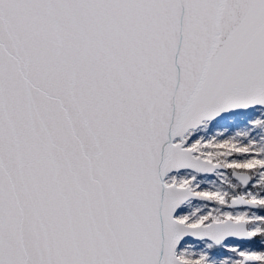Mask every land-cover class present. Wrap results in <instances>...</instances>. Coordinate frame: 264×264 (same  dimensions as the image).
I'll return each instance as SVG.
<instances>
[{
    "label": "water",
    "instance_id": "water-1",
    "mask_svg": "<svg viewBox=\"0 0 264 264\" xmlns=\"http://www.w3.org/2000/svg\"><path fill=\"white\" fill-rule=\"evenodd\" d=\"M255 108L264 0H0V264H184L186 243L247 244L243 221H178L210 200L165 180L224 171L183 138Z\"/></svg>",
    "mask_w": 264,
    "mask_h": 264
},
{
    "label": "rangeland",
    "instance_id": "rangeland-1",
    "mask_svg": "<svg viewBox=\"0 0 264 264\" xmlns=\"http://www.w3.org/2000/svg\"><path fill=\"white\" fill-rule=\"evenodd\" d=\"M227 139L229 141L236 139L240 144L252 139L261 153L260 158L264 161V108H255L245 114L231 115L213 122H204L197 130L186 134L184 137L185 147L193 151L194 157L213 164H220L224 171H215L211 175L181 171L168 176L167 185L174 184L178 187H187L192 193L210 200V202L200 200L187 202L180 208L175 218L178 220L179 217L180 220L178 221L190 226L223 222L227 219L234 222L243 221L252 239L247 244L231 242L219 246H214L205 241L186 243L182 250L178 249L177 251L178 259L184 264H241L244 258L252 260V262L245 264H264V229L259 227L257 218H249V214H244L238 219L230 216L235 214L236 210L241 212L246 210L251 213L256 209L261 210L264 205L257 206L256 203L240 196V191L246 192V188L253 183L255 170L230 166L229 159L225 157V152L212 147L213 145L224 144ZM233 171L247 174L248 183L242 185L233 179ZM179 175H184V177H188L199 184L207 185L209 191L202 193L199 189L191 190V183L179 180ZM212 190L217 191L215 197L210 194ZM247 194L252 195L253 193L247 191ZM237 197H241L254 207H230L229 201ZM204 212L208 213L207 216H201ZM219 213H225L227 216L222 217Z\"/></svg>",
    "mask_w": 264,
    "mask_h": 264
},
{
    "label": "bare ground",
    "instance_id": "bare-ground-1",
    "mask_svg": "<svg viewBox=\"0 0 264 264\" xmlns=\"http://www.w3.org/2000/svg\"><path fill=\"white\" fill-rule=\"evenodd\" d=\"M212 147L214 149H219L220 151L225 152V157L229 159L228 163L230 166L255 170L253 183L250 184L248 188H246V192L244 190H241L240 196L249 201L256 203L257 206L264 205V161L260 158L261 153L258 151V147L255 141H252V139H249V140H246L244 143L240 144L236 139H233L232 141H229V139H227V141L224 144L213 145ZM168 179L169 177H167L165 180L166 184H168ZM179 180L189 181L191 183L190 185L191 190L199 189L202 193L209 191V187L207 185L199 184L191 180L188 177H184V175H179ZM247 191H252L253 194L249 195L247 194ZM210 194L212 197H215L217 194V191L212 190ZM207 214H208L207 212H204L201 214V216H207ZM244 214H249L250 215L249 218L254 219L256 217L259 227L264 229V217H263L264 216V206L261 210L256 209L254 212H251V213L246 210L243 212H241L240 210H236L235 214L230 215V216L235 219H238ZM255 214L257 216H254ZM219 215L222 217L227 216L225 213H219ZM178 220H180L179 217H178ZM259 236L261 237V235ZM183 247L184 246H182L179 250H182Z\"/></svg>",
    "mask_w": 264,
    "mask_h": 264
}]
</instances>
